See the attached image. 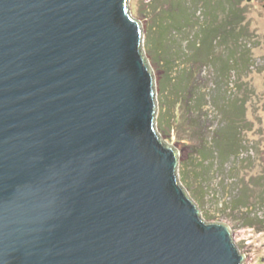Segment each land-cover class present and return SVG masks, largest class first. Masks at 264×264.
Wrapping results in <instances>:
<instances>
[{
	"label": "water",
	"instance_id": "water-1",
	"mask_svg": "<svg viewBox=\"0 0 264 264\" xmlns=\"http://www.w3.org/2000/svg\"><path fill=\"white\" fill-rule=\"evenodd\" d=\"M157 112L129 0H0V264H244Z\"/></svg>",
	"mask_w": 264,
	"mask_h": 264
},
{
	"label": "rangeland",
	"instance_id": "rangeland-1",
	"mask_svg": "<svg viewBox=\"0 0 264 264\" xmlns=\"http://www.w3.org/2000/svg\"><path fill=\"white\" fill-rule=\"evenodd\" d=\"M129 6L155 76L156 127L179 151L180 182L206 221L228 224L251 252L244 264H264V0ZM229 21L233 32L222 29ZM210 26L219 36L203 57L200 34Z\"/></svg>",
	"mask_w": 264,
	"mask_h": 264
},
{
	"label": "trees",
	"instance_id": "trees-1",
	"mask_svg": "<svg viewBox=\"0 0 264 264\" xmlns=\"http://www.w3.org/2000/svg\"><path fill=\"white\" fill-rule=\"evenodd\" d=\"M176 1H180V0H176ZM171 4H172V0H171ZM182 5H183V2H181L180 5H176V6L172 5V8H173L172 17L173 18L176 19L177 17H179V18L181 17L182 12L185 11ZM231 13L234 14L233 12H231ZM233 28H234L233 22H231V21H229V23L227 22L226 25H224V27H222V29L225 31L227 29H229V32H233L232 31ZM217 31H218L217 27L210 26L206 30H204V32H202V34H200V37H201L200 43L201 44L200 43L198 44L197 51L200 52V54H202L203 57L204 56H206V57L210 56V53H211L212 49L214 48V40H215V38H217L219 36Z\"/></svg>",
	"mask_w": 264,
	"mask_h": 264
}]
</instances>
